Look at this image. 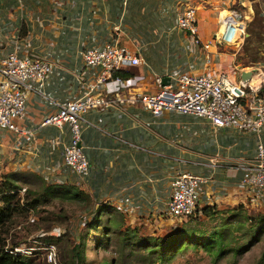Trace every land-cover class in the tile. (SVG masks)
I'll list each match as a JSON object with an SVG mask.
<instances>
[{
  "label": "crops",
  "instance_id": "crops-1",
  "mask_svg": "<svg viewBox=\"0 0 264 264\" xmlns=\"http://www.w3.org/2000/svg\"><path fill=\"white\" fill-rule=\"evenodd\" d=\"M180 1L127 0L123 5L122 0H0V59L11 51L36 53L47 59L54 71L44 91L54 100L84 92L90 81L80 79V52L113 40L141 58L140 65L130 67L142 76L129 90L132 92H153L155 75L175 68L201 73L207 55L212 60L210 66L233 80L247 79L256 73L257 66L264 69L263 63H236V55L239 51L243 55L245 40L251 36L245 32L247 21L239 20L243 29L237 34L225 25L222 15L229 6L233 8V2L236 8L246 7L250 0H182L196 6L198 37L201 43L210 42L207 50L201 44L194 45L189 33L174 28ZM260 18L255 24L264 28ZM230 69L236 79L230 76ZM125 110L108 108L85 114L83 141L92 169L79 189L90 196L93 209L128 198L132 210L124 219L129 224L167 223L169 219H163L161 213L169 175L175 170L200 171V166H193V158L209 156L236 163L215 171L212 190L215 183L233 186L227 196L213 192L215 208H231L246 201L238 189L242 171L236 167L252 157L258 143L264 144V132L243 135L232 129L215 131L192 116L171 113L156 117L136 106ZM28 111L35 126L48 109L31 96ZM50 137L67 140L68 133L45 127L34 141L17 146L8 133L0 131V174L24 171L43 179L38 167L58 165L60 160L58 152L49 146ZM57 167V177L64 178L66 173Z\"/></svg>",
  "mask_w": 264,
  "mask_h": 264
},
{
  "label": "built area",
  "instance_id": "built-area-1",
  "mask_svg": "<svg viewBox=\"0 0 264 264\" xmlns=\"http://www.w3.org/2000/svg\"><path fill=\"white\" fill-rule=\"evenodd\" d=\"M126 2L122 0L123 5ZM235 4L236 1L232 3ZM227 9L229 11L224 10L225 25L238 34L239 29H243L238 13L231 6ZM174 28L189 33L194 45L201 44L204 50L209 48L210 42L201 43L198 37L194 4L179 2ZM80 57V79L84 82L88 78L90 82L82 94L60 100L49 98L44 91L54 71L47 59L36 53L20 55L16 51L8 52L0 59V131L8 133L17 146L34 141L37 132L45 127L68 133L67 140L59 137L48 139L52 152H58L60 160L58 165L46 163L38 167L37 173L47 185L80 188L85 184L92 161L83 141V127L85 114L91 110H125L127 106H136L156 117L171 113L192 116L203 120L215 131L232 129L243 135L264 132V69L257 68L256 73L247 79L233 80L225 72L210 66L212 60L207 55L206 68L201 73L175 68L155 75L153 92H132L129 90L142 76L133 73L122 78L116 75L120 70H130V67L141 64V58L129 48L113 40L101 46L85 48ZM165 78L168 79L167 84L163 83ZM31 96L46 104L48 109L35 126L28 111ZM192 163L202 170H175L169 175L161 215L174 226L192 217H200L206 207H215V190L227 196L230 187L233 188L226 182L215 183L214 190L211 186L215 171L233 163L224 162L218 156L193 158ZM57 166L66 173L64 178L57 177ZM236 168L242 171L238 189L246 198L241 204L252 212H264V144L258 143L252 157L238 163ZM24 191L25 188H22L20 193ZM130 204L128 198L109 202L123 217L131 212ZM91 217L92 213H85L71 222H77L80 229L83 222ZM50 234L59 236L60 231L54 230ZM70 234L72 239L77 240L78 231L75 228L70 229ZM48 250L50 259L54 258L55 246L49 244Z\"/></svg>",
  "mask_w": 264,
  "mask_h": 264
},
{
  "label": "rangeland",
  "instance_id": "rangeland-1",
  "mask_svg": "<svg viewBox=\"0 0 264 264\" xmlns=\"http://www.w3.org/2000/svg\"><path fill=\"white\" fill-rule=\"evenodd\" d=\"M233 8L241 12L238 13L241 20L246 19L245 32L251 35L245 40L243 55L241 51L236 55V63L264 64V28L255 24L258 17L264 20V0H250L246 7L234 5ZM234 72L230 69L229 74L236 79ZM6 183L25 188V191L23 195L11 192L18 193L15 200L19 199L20 204L0 227L5 250L21 254L26 264H74L73 246L77 242L70 237V229L78 231L79 228L77 222L71 221L88 212L91 200L82 199L74 189L64 186H53L44 192L46 183L40 177L19 171L11 173L4 181L0 179L1 207ZM249 215L255 214L238 205L202 213L188 220L171 244L162 243L158 249L149 250L139 237L132 238L130 244L120 238L118 224L109 222L114 220L115 214L107 210L99 222L80 235L82 264H264V260L261 261L264 218L251 219ZM170 226L174 223L144 222L141 232L160 235ZM54 230H61L62 234L51 235ZM219 243L223 249L217 252ZM49 244L55 246L52 259L48 253Z\"/></svg>",
  "mask_w": 264,
  "mask_h": 264
},
{
  "label": "trees",
  "instance_id": "trees-1",
  "mask_svg": "<svg viewBox=\"0 0 264 264\" xmlns=\"http://www.w3.org/2000/svg\"><path fill=\"white\" fill-rule=\"evenodd\" d=\"M116 75L120 76L122 78H127V77L133 75V72L131 71V69L130 70H120L117 72ZM10 174L11 173L5 174V175L1 176L0 179L4 181L5 177L10 176ZM33 175H35V174H33ZM4 185L6 186V190L2 191V195H1V203L3 204V207L0 206V227L4 226L3 224L5 221V218H7V215L11 214L13 211H15L17 209V207H19V204H20L19 199L18 198H17L18 200H15V199H16V196L18 193L21 194L20 190L22 189L13 183H6ZM51 187H53V185H47L46 184V188H45L44 192L49 191L51 189ZM64 187L72 188L82 197V199L88 200V201L90 200V198H89L90 196L87 193H85L84 191L80 190L78 187H75V186H64ZM14 191L18 192V193H11ZM21 195H23V194H21ZM26 203L28 205V202H26ZM30 204L34 205V202H31ZM92 205H91V207H89V210L87 212V213H92L91 219L89 221L83 222V226L78 230L77 240L72 239L73 241H75L77 243H79V238H80L82 231L84 229L89 230L90 228H92L97 222H99L101 220V216H103L107 210H110L115 214L114 220H110L111 218L108 220H110L109 222H116L115 225L118 224V227H116V228H118V230H119V237L120 238L126 240V243L130 244L132 241L131 240L132 238L137 239L139 237L140 238L139 241L145 247H147L149 250H153L156 248L158 249L162 243L163 244H171L174 241V239L176 238L177 234L181 232L183 225L188 220H192V218H197V217H192V218L188 219L186 222L177 224L176 227L170 226L169 227L170 229H168L167 231H164L160 235L147 234V233L143 234L141 232V229H142L141 224L140 225L127 224V222L125 221L122 214L116 212L109 204H101L95 209H93L94 205L93 206ZM23 206H25V204H23ZM238 207H242L245 210H249L248 208H246L242 204L238 205ZM216 210H218V209H216L215 207H206V208L202 209V213L209 214V213L214 212ZM252 213H254L255 215H252V216L249 215L251 219H253V217L264 218V212H252ZM67 232L69 233V230H67ZM0 234H2V230L0 231ZM61 234H62V231L60 230V235ZM70 237H71V234H70ZM77 243L73 246L74 264H82V255L80 252V247H81L82 243L81 244L79 243L80 245ZM134 243H135V241H133V244ZM222 249H223V247L219 243L216 251L219 252ZM261 259H262L261 261L264 260V252L262 254ZM0 264H26V261L24 260V256H22L21 254H19L17 252H14V251L10 252L8 250H5L4 244H3V239L1 238V236H0Z\"/></svg>",
  "mask_w": 264,
  "mask_h": 264
},
{
  "label": "water",
  "instance_id": "water-1",
  "mask_svg": "<svg viewBox=\"0 0 264 264\" xmlns=\"http://www.w3.org/2000/svg\"><path fill=\"white\" fill-rule=\"evenodd\" d=\"M250 74H252V72H251ZM163 83H164V84H167V83H168V79L165 78V79L163 80Z\"/></svg>",
  "mask_w": 264,
  "mask_h": 264
}]
</instances>
